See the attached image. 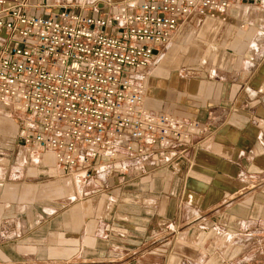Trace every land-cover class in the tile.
Returning <instances> with one entry per match:
<instances>
[{"label":"crops","instance_id":"0c3cea01","mask_svg":"<svg viewBox=\"0 0 264 264\" xmlns=\"http://www.w3.org/2000/svg\"><path fill=\"white\" fill-rule=\"evenodd\" d=\"M145 105L206 129L183 155L175 142L98 159L82 182L0 133V264H264V6L186 21ZM1 113L21 132L31 118Z\"/></svg>","mask_w":264,"mask_h":264},{"label":"built area","instance_id":"2783aa9c","mask_svg":"<svg viewBox=\"0 0 264 264\" xmlns=\"http://www.w3.org/2000/svg\"><path fill=\"white\" fill-rule=\"evenodd\" d=\"M247 3L264 6V0H0V103L31 116L16 135L77 182L92 177L98 159L175 142L184 145L183 155L194 131L206 127L147 109V79L186 21Z\"/></svg>","mask_w":264,"mask_h":264},{"label":"rangeland","instance_id":"374dc122","mask_svg":"<svg viewBox=\"0 0 264 264\" xmlns=\"http://www.w3.org/2000/svg\"><path fill=\"white\" fill-rule=\"evenodd\" d=\"M17 126L19 129L21 128L18 118L4 113L0 114V133L2 132L7 135H16Z\"/></svg>","mask_w":264,"mask_h":264}]
</instances>
